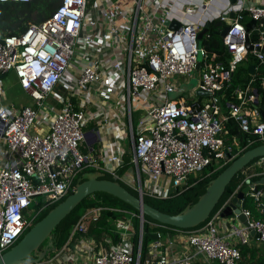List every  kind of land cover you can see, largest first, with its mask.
Here are the masks:
<instances>
[{"label": "built area", "instance_id": "obj_1", "mask_svg": "<svg viewBox=\"0 0 264 264\" xmlns=\"http://www.w3.org/2000/svg\"><path fill=\"white\" fill-rule=\"evenodd\" d=\"M10 1L31 0H0ZM55 1L58 6L50 18L30 25L21 36L0 38V75L14 73L33 101V106L6 105L7 90L0 81V255L23 238L39 215L71 195L83 172L125 183L120 169L128 152L134 174L129 188L143 200H167L180 194L191 176L210 165L216 168L208 176L254 145H264L259 92H264V78L259 89L255 78L233 87L234 75L249 53L254 54L259 68L264 67V54L249 52L246 43L249 37L254 48L264 45V3L132 0L131 7L122 8V0ZM231 12L236 14L234 20L227 17ZM247 14L256 21L250 32L244 23ZM217 20L229 26L223 38V59L207 52L204 41L209 33L198 39L199 33ZM166 21L180 26L170 29ZM252 35L260 40L254 41ZM76 60L78 75L74 77L68 73ZM195 72L199 88L212 94L206 101L184 93L173 82L175 77H190ZM60 85L66 87L65 99L57 97ZM228 90L236 102L222 105ZM50 96L60 98L63 108L47 118L41 116V110ZM134 104L140 109H134ZM119 108L126 123L113 141L104 140L97 131V149L90 154L81 152L88 122L97 120L112 135L106 124L111 109ZM40 120L48 125L42 132H38ZM233 123L254 138L243 145L230 135ZM125 140L130 149L125 148ZM254 167L264 169V158ZM254 176H264V172ZM241 187L197 229H179L125 211V220L115 226L121 238L117 244L106 238L107 250L98 251L94 240L81 239L84 264H198L199 259L205 264H239L242 254L238 245L250 242L251 231L264 244V191L259 189L252 188L249 193L259 215L241 207L248 226L232 224L227 234L220 231L223 211ZM99 212L93 209L84 214L73 234L86 232ZM134 219L139 220V231ZM146 223L157 238L148 245V255L142 261ZM175 238L192 250L174 252Z\"/></svg>", "mask_w": 264, "mask_h": 264}, {"label": "trees", "instance_id": "obj_2", "mask_svg": "<svg viewBox=\"0 0 264 264\" xmlns=\"http://www.w3.org/2000/svg\"><path fill=\"white\" fill-rule=\"evenodd\" d=\"M58 6V2L55 0H31L26 3L22 2H0V38L3 39L9 36H21L23 35L27 29L32 24H40L50 18L54 11ZM251 21V18L247 15L245 16L244 23L247 25ZM226 26V23H222L218 21L211 25L208 33L209 35L206 37L204 41V46L207 49V52L210 56L216 55L218 59H223L226 56L225 46L223 43V38L219 35L220 31ZM252 39L254 41H259L260 38L256 35H252ZM253 65L258 66V62L254 57L253 53H249L246 59V63L241 65L234 75L233 79V87L236 88L242 85L245 82L250 81L252 78L256 79V87L259 89V84L264 78V67H260L258 72L255 75H251V67ZM8 76V75H7ZM6 76V77H7ZM262 93V107H264V92ZM226 94V101L223 103L224 105L227 103H235V99L231 96V91L228 90L225 92ZM230 135L236 136L243 145L247 143L248 139H253L254 137L251 135H246L242 133L236 124H232L229 127ZM231 142V141H229ZM257 146V145H256ZM255 145L248 150L256 147ZM241 156V155H240ZM130 159L131 154L128 153L126 157V164L125 167L120 170V174L124 175L126 169L130 167ZM260 159V158H259ZM256 159L252 163H250L243 171H241L227 186L226 191L221 198L219 204L213 211L212 215L216 214L221 207L228 201L229 198L233 196V194L237 191L239 186L245 181L246 179V172L251 175L253 173L259 174L264 172L263 168L254 169V171L250 170L252 166L259 160ZM230 164L223 169L213 173L212 175L208 176V174L216 168L215 164L210 165L204 172L201 173L200 177H195L193 175L189 178L188 182L184 186L183 190L180 194L176 195L173 198L167 200H155L151 198H145L144 201L149 204L150 206L160 210L163 213L169 215H178L186 211L187 209H191L199 199L206 193L208 187L210 186L211 182L216 179L226 168H228ZM89 171H85L81 174L80 180L83 182L84 180L82 177L85 173ZM264 176H255L252 181L258 182ZM104 179L112 180L109 177H103ZM120 183L125 189L130 191L134 195H138L136 191L127 187L123 182L117 181ZM264 185H260L259 189L262 188ZM244 186L241 187L242 190ZM73 193V192H72ZM71 193V194H72ZM247 200H251L250 196L248 195L244 200V207L249 209L250 207L246 205ZM62 203V202H61ZM60 204V203H59ZM57 206V205H56ZM55 206V207H56ZM45 211L34 222V225L42 220L53 208ZM93 209H100L99 216L95 219H92L88 229L84 233L76 232L73 234L75 226L78 224L80 219L84 214L88 211ZM132 212L138 214L139 212L131 207L130 205L126 204L125 202L121 201L120 199L107 194V193H95L79 204L75 208V210L64 220L62 223L57 226L51 235L52 243H53V251L48 253L44 248V244L39 248L36 253L30 255L29 259L37 258L41 253H45V257L43 261L46 259L52 258L56 255L58 251H60L64 247H75L77 245L78 240H81L83 237L88 239H92L97 244L98 251H105L108 248V244L106 243V238L111 239L113 244H117L120 241V235L116 232V224L120 221L125 220L126 214L123 212ZM147 221H154L153 219L145 216ZM137 220V219H136ZM206 222L202 223L198 227L193 229L201 228L205 225ZM33 225V226H34ZM32 226V227H33ZM31 227V228H32ZM139 229V223L136 222V231ZM152 228L149 224H145L144 226V240H143V252H142V261L148 255V245L152 242ZM73 234V235H72ZM138 233L133 238L134 243L137 242ZM47 241V240H46ZM247 252H252L251 250H244L242 249V254L245 255ZM253 264H264V253L259 256V258H255Z\"/></svg>", "mask_w": 264, "mask_h": 264}, {"label": "water", "instance_id": "obj_3", "mask_svg": "<svg viewBox=\"0 0 264 264\" xmlns=\"http://www.w3.org/2000/svg\"><path fill=\"white\" fill-rule=\"evenodd\" d=\"M238 0H230L232 5L237 4ZM263 8V7H259ZM228 19L234 20L236 17L235 12L229 13ZM165 25L170 29H178L179 24L177 22L166 21ZM256 25L255 20H251L248 23L247 31ZM211 25L208 24L198 35V39L202 40L210 29ZM229 31V26H225L219 35L224 38ZM247 48L249 52L259 51L264 54V45L262 47L254 48L251 44L249 37L247 38ZM199 65L197 66V69ZM255 67L252 66L250 71L253 74ZM6 74L0 75V81L6 78ZM196 95L199 97H211L212 94L198 88ZM219 96H223L222 93H218ZM264 112V107H263ZM97 129H95L96 131ZM85 139L89 145H95L94 133L87 132ZM264 158V145L254 147L244 154L236 158L228 168H226L216 179H214L208 187L206 193L199 199V201L191 208L187 209L178 215H169L161 212L160 210L147 204L139 195L136 196L130 191L125 189L120 183L108 179H104L103 175L95 172H87L83 176V182L76 186L75 191L69 195L62 203L53 208L42 220L37 222L24 236L14 245L10 250L0 255V264H38L42 263L45 257V253H41L35 259H29L30 255L36 253L44 242L49 238L53 230L64 221L83 200L87 197L101 192L110 194L126 204L136 209L139 214L144 217L147 216L154 221L179 228V229H193L198 227L202 223L206 222L212 215L213 211L219 204L223 197L227 186L232 180L243 171L254 160ZM260 185H264V177L252 185H247L241 191H239L232 199L226 209H224L222 216L232 215L237 216V219L244 225L248 226L247 218L242 213V202L249 195L252 188L257 190ZM252 236H256L255 231H251ZM157 237H152L156 239Z\"/></svg>", "mask_w": 264, "mask_h": 264}, {"label": "crops", "instance_id": "obj_4", "mask_svg": "<svg viewBox=\"0 0 264 264\" xmlns=\"http://www.w3.org/2000/svg\"><path fill=\"white\" fill-rule=\"evenodd\" d=\"M254 1L255 2H258L260 4H263L264 3V0H254ZM225 2H226V4H228L227 1H225ZM229 2H230V0H229ZM238 2H239V0H238ZM216 22H218V20L215 21V23ZM222 23H224V22H222ZM255 26H253V28ZM245 63H246V61L244 62V64ZM253 66L255 67V69H254L253 74H251L252 76L254 74H256L258 72V70H259V66H256V65H253ZM68 75H71V76H74V77L76 75H78V60H76V61H74L72 63ZM15 84H16L17 89H18V94H20L19 96L22 99L21 102L18 103V104L14 103V102H11L8 99V97H9V95H8L9 94L8 93L9 90H8L7 91V94H6V98H5L4 103L6 105H8V106L9 105H13V106H16V107L33 106L32 99L29 97V95H27L23 91V89L20 87V85H19V83H18V81L16 79H15ZM198 88H199V83H198V85L195 88H192V90L190 91L191 93H187L185 91V89H183V92L186 93V94H189L191 97H193L194 95H196V90ZM56 94H57V97H60V98L65 99V97L67 96L66 87L64 85H60L58 87L57 91H56ZM60 98L58 99V98H56V96H50L48 99H46V101L44 103L45 106L41 110V112H42L41 113V116H45L47 118H51L57 112L61 111V109L63 108V101H61ZM201 98H205V97H201ZM207 98H209V97H207ZM222 105H224V104L222 103ZM108 121L109 122L106 125H107V128H111L112 135H111V133L108 134V131H106V129L104 128V126H102V127L99 126L97 120H94V121L90 120L88 122L87 126H86L85 132L86 133L87 132L94 133V135H95V141H96V133H97V131H100L101 132V135H102V137H103L104 140H107V139L110 138V140L113 141L112 137L114 138L115 137L114 136L115 133L117 131L121 130L124 127V125L126 123V120L124 118L123 112L119 108L117 110L111 109V113H110V117H109ZM46 124L47 123H45V121L40 120V122L38 123V132H42L45 129V127L48 126ZM95 129H98V130L95 131ZM83 148H84L83 152L85 154H90L91 152H94V150L97 149V141H96L95 145H89V143L85 140V142L83 143ZM124 167L125 166H123L122 168H124ZM254 169H256V167H254V166H252L250 168V170H252V171H254ZM132 170L133 169H131V173H129L130 171L128 169H126V171H125V173L123 175L125 177V183L124 184L127 187H129L127 184H132V180H133V176H134ZM254 175H255V173H253L251 175H248L246 177L245 181L241 185L244 186V188H245L247 185L255 184L256 182H253L252 181V179L255 177ZM258 189H259V187H258ZM259 190L264 191V186L262 188H260ZM242 208L247 209L246 207H244V200L242 202ZM249 210H251V212L253 213L254 216H258L259 215L257 213V211H256V208L255 209L249 208ZM136 222L139 223V220L134 219V221H133V224L135 225V229H136ZM232 224H242V223L237 219V217L234 214H232V215H225L224 217L222 216V226L223 227L220 228L221 229L220 230L221 233L222 234L223 233L224 234H227V232L229 231L230 226ZM138 231H139V229H138ZM174 240H175V243L172 246V249H173L174 252L183 254V253H186V252H189V251L192 250L191 247L188 248V246L185 244L184 241H182V240H180L178 238H175ZM232 242H234V244H236L238 241H237V239L234 238V239H232ZM96 246H97V244H96ZM82 247H83V244L81 243V240H78V243H77V245H75V247L70 248V247H67L66 246L65 247V250L63 251V253L61 254V256H59V258L57 260L56 259L53 260V258H49V259H46V261H43V263L45 262V264H47V262H49V261L52 260V262L49 263V264H84V259L86 257V253L83 251ZM238 247L241 250V254H242V249H244V250L248 249V250H251L252 251V252L245 253V255L242 254V259H241V261H240L239 264H253L254 261H255V258H259V256H261L264 253V244L261 243L257 239V236H252L251 235L250 242L248 244H246V245H238ZM59 252L60 251H58L56 253V255H58ZM198 264H205V263L202 261V259H199L198 260ZM209 264H219V263L216 262V261H211Z\"/></svg>", "mask_w": 264, "mask_h": 264}, {"label": "rangeland", "instance_id": "obj_5", "mask_svg": "<svg viewBox=\"0 0 264 264\" xmlns=\"http://www.w3.org/2000/svg\"><path fill=\"white\" fill-rule=\"evenodd\" d=\"M132 5H133V1L132 0H122V2H121V7L122 8L131 7ZM13 75H14V73H9L6 78L1 80V82H3V84L5 85L7 91L9 90L8 99L11 102H14V103L18 104V103L21 102L22 99L19 96L20 94H18V89H17V86L15 84L16 77H15V75L14 76ZM173 82L176 83V84H179L180 87L182 89H185V91L187 93H191L190 91L192 90V88H195L198 85V83H199V74H198V72H195L190 77L178 76V77L174 78ZM202 100L206 101L207 98H203ZM133 108L138 110V109H140V105L139 104H134ZM124 146H125L126 149H130V143H129L128 140L124 141ZM83 150H84V148H83V144H82L81 147H80V151L83 152ZM131 169H132V166L128 167V170L130 171L129 173H131ZM245 175L248 176L249 174L246 172ZM200 176H201V174H197L195 177H200ZM39 201L41 202L42 198H39ZM246 203H247L246 205H248L250 208L255 209V205L253 204L252 199L251 200H247ZM32 210H33V208H31V211ZM43 246H44L46 252L50 253V252L53 251V249H52L53 248V243H52L51 237H49L47 239V241L44 242Z\"/></svg>", "mask_w": 264, "mask_h": 264}]
</instances>
